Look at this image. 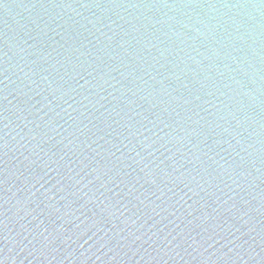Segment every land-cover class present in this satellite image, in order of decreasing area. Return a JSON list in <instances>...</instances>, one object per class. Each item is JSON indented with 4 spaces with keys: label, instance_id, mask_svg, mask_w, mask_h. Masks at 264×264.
Masks as SVG:
<instances>
[{
    "label": "water",
    "instance_id": "water-1",
    "mask_svg": "<svg viewBox=\"0 0 264 264\" xmlns=\"http://www.w3.org/2000/svg\"><path fill=\"white\" fill-rule=\"evenodd\" d=\"M0 264H264V0H0Z\"/></svg>",
    "mask_w": 264,
    "mask_h": 264
}]
</instances>
